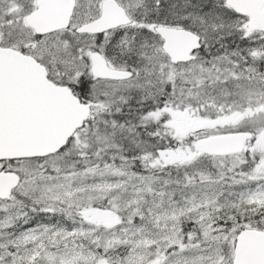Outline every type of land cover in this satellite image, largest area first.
Returning <instances> with one entry per match:
<instances>
[{"label":"snow or ice","instance_id":"snow-or-ice-1","mask_svg":"<svg viewBox=\"0 0 264 264\" xmlns=\"http://www.w3.org/2000/svg\"><path fill=\"white\" fill-rule=\"evenodd\" d=\"M0 264H264V0H0Z\"/></svg>","mask_w":264,"mask_h":264}]
</instances>
